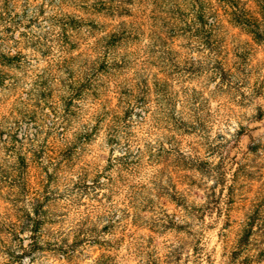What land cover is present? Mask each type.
Returning <instances> with one entry per match:
<instances>
[{
	"label": "clouds",
	"instance_id": "1",
	"mask_svg": "<svg viewBox=\"0 0 264 264\" xmlns=\"http://www.w3.org/2000/svg\"><path fill=\"white\" fill-rule=\"evenodd\" d=\"M0 264H264V0H0Z\"/></svg>",
	"mask_w": 264,
	"mask_h": 264
}]
</instances>
